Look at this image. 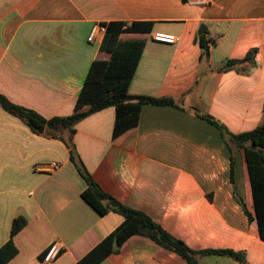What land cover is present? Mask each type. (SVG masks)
<instances>
[{
	"label": "crops",
	"instance_id": "1",
	"mask_svg": "<svg viewBox=\"0 0 264 264\" xmlns=\"http://www.w3.org/2000/svg\"><path fill=\"white\" fill-rule=\"evenodd\" d=\"M153 23L150 34L124 35L145 48L132 96L171 98L178 107L145 105L136 125L115 135L116 109L76 126L73 149L93 180L124 206L144 212L196 252L245 253L264 264V241L238 202L255 214L244 149L232 151L210 116L233 134L264 122V0H0V95L46 119L75 113L106 34L97 24ZM205 27L208 53L199 32ZM176 36L174 45L156 42ZM257 49L255 65L225 70ZM224 69V70H223ZM88 110V108L86 109ZM69 133L38 135L0 106V250L13 240L8 264H79L124 222L99 215L82 195L87 183L72 161ZM57 163L55 172L39 167ZM26 227L12 238L13 224ZM199 264H241L202 256ZM100 264H189L149 238L134 236Z\"/></svg>",
	"mask_w": 264,
	"mask_h": 264
},
{
	"label": "trees",
	"instance_id": "2",
	"mask_svg": "<svg viewBox=\"0 0 264 264\" xmlns=\"http://www.w3.org/2000/svg\"><path fill=\"white\" fill-rule=\"evenodd\" d=\"M188 3L192 0H183ZM153 23L139 22L130 27L124 24H110L102 45V50L111 54L109 61H95L90 69L84 87L79 95L75 113L66 117L46 119L37 112L18 106L0 95V106L11 115L25 122L35 134L51 135L69 133L67 145L73 147V138L76 126L87 117L110 107L116 109L115 135H118L138 122L142 108L145 105L178 107L171 98H151L132 96L131 83L145 48L144 41H124V35L150 34ZM207 31L203 26L199 32L201 47L206 53L209 51ZM257 49L251 50L242 60H231L225 70L246 63L255 65ZM223 69V70H224ZM88 108V110H86ZM216 126L230 149H244L246 162L253 191L255 214H252L243 199H238L247 217L251 222L256 221L259 226L261 239L264 241V122L257 129L242 134H233L225 126L219 124L210 116H201ZM72 161L76 164L80 175L87 183V189L82 197L99 215L104 216L116 212L124 217L123 224L111 234L96 249L90 252L79 264H100L114 251L134 236H143L151 239L157 245L180 255L189 264H199L202 256H223L234 259L241 264H248L245 253L230 250L196 252L190 249L183 241L173 237L144 212L124 206L114 197L107 194L93 180L84 163L72 148ZM27 225L25 220H16L13 224L12 238ZM18 254L13 240H10L0 250V264H8Z\"/></svg>",
	"mask_w": 264,
	"mask_h": 264
},
{
	"label": "built area",
	"instance_id": "3",
	"mask_svg": "<svg viewBox=\"0 0 264 264\" xmlns=\"http://www.w3.org/2000/svg\"><path fill=\"white\" fill-rule=\"evenodd\" d=\"M106 33H107V26L102 25V24H97L94 27L91 36L89 37V42L91 43L94 42L99 34H106ZM154 40L156 42L174 45L178 41V38L173 35L158 33L154 36ZM59 168L60 166L57 163H51L49 165L39 167L38 169L44 172L51 173V172L57 171ZM64 250H65L64 243L58 240L57 242L53 243L51 247L49 248L45 256L44 262L46 264L53 263L59 258V256Z\"/></svg>",
	"mask_w": 264,
	"mask_h": 264
}]
</instances>
